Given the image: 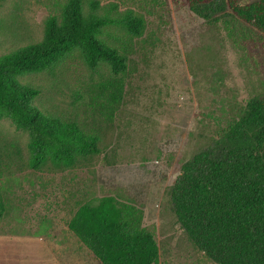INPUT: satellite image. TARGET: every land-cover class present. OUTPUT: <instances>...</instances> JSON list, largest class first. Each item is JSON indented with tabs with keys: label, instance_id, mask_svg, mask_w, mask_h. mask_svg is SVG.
I'll list each match as a JSON object with an SVG mask.
<instances>
[{
	"label": "rangeland",
	"instance_id": "rangeland-1",
	"mask_svg": "<svg viewBox=\"0 0 264 264\" xmlns=\"http://www.w3.org/2000/svg\"><path fill=\"white\" fill-rule=\"evenodd\" d=\"M59 1L0 0V58L40 41ZM101 4L115 5L114 14L133 10L146 21L144 35L134 40L123 103L92 165L0 177L7 205L0 220V264H100L68 222L79 204L105 195L143 210V225L159 245L158 264H216L181 227L170 189L182 164L217 137L250 98H264V35L229 15L209 22L182 0ZM88 77L74 55L62 73L24 79L42 88L36 100L41 107L93 126L74 93ZM11 142L27 155V133L1 119L0 147ZM2 161L3 155L0 166Z\"/></svg>",
	"mask_w": 264,
	"mask_h": 264
},
{
	"label": "trees",
	"instance_id": "trees-1",
	"mask_svg": "<svg viewBox=\"0 0 264 264\" xmlns=\"http://www.w3.org/2000/svg\"><path fill=\"white\" fill-rule=\"evenodd\" d=\"M182 1L209 22L229 15L264 35V0ZM114 9L101 0L59 1L40 41L0 58V120L28 135L26 156L15 142L0 147V177L62 173L88 167L101 154L123 103L134 40L146 27L142 15ZM74 55L89 71L74 93L93 126L41 107L42 88L24 79L62 73ZM217 134L182 164L170 189L173 211L191 242L216 264H264V98H250ZM6 206L0 182V220ZM143 219L134 202L105 195L79 204L68 228L100 264H158L159 245Z\"/></svg>",
	"mask_w": 264,
	"mask_h": 264
}]
</instances>
